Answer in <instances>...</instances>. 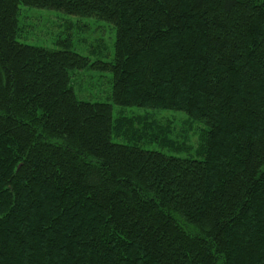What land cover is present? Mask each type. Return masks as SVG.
Listing matches in <instances>:
<instances>
[{"label":"trees","instance_id":"16d2710c","mask_svg":"<svg viewBox=\"0 0 264 264\" xmlns=\"http://www.w3.org/2000/svg\"><path fill=\"white\" fill-rule=\"evenodd\" d=\"M21 5L113 24V60L20 41ZM114 105L202 122L199 158L114 141ZM0 264H264V0H0Z\"/></svg>","mask_w":264,"mask_h":264},{"label":"rangeland","instance_id":"374dc122","mask_svg":"<svg viewBox=\"0 0 264 264\" xmlns=\"http://www.w3.org/2000/svg\"><path fill=\"white\" fill-rule=\"evenodd\" d=\"M18 20L19 40L24 43L55 47L59 41H65L71 50L91 62L113 60L116 28L105 20L24 5ZM112 77L110 71L89 67L73 71L71 83L80 100L113 104ZM113 116L116 123L124 122L120 135H113L118 143L199 158L198 149L206 126L183 111L114 105Z\"/></svg>","mask_w":264,"mask_h":264}]
</instances>
